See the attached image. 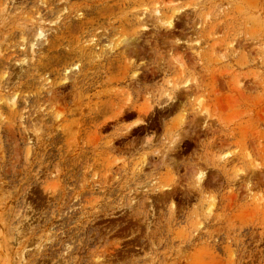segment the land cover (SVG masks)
<instances>
[{
	"label": "rangeland",
	"instance_id": "374dc122",
	"mask_svg": "<svg viewBox=\"0 0 264 264\" xmlns=\"http://www.w3.org/2000/svg\"><path fill=\"white\" fill-rule=\"evenodd\" d=\"M0 264H264V0H0Z\"/></svg>",
	"mask_w": 264,
	"mask_h": 264
},
{
	"label": "bare ground",
	"instance_id": "6f19581e",
	"mask_svg": "<svg viewBox=\"0 0 264 264\" xmlns=\"http://www.w3.org/2000/svg\"><path fill=\"white\" fill-rule=\"evenodd\" d=\"M171 23H168V26H170Z\"/></svg>",
	"mask_w": 264,
	"mask_h": 264
}]
</instances>
